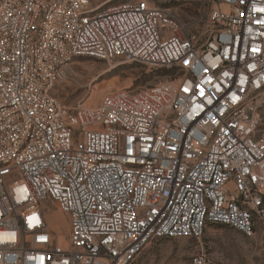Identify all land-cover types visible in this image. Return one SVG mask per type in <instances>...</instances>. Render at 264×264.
Listing matches in <instances>:
<instances>
[{"label": "built area", "instance_id": "2783aa9c", "mask_svg": "<svg viewBox=\"0 0 264 264\" xmlns=\"http://www.w3.org/2000/svg\"><path fill=\"white\" fill-rule=\"evenodd\" d=\"M259 9L216 0L188 23L152 0H0V264H131L208 224L264 235ZM84 56L168 73L67 107L52 90ZM49 201L68 216L65 245Z\"/></svg>", "mask_w": 264, "mask_h": 264}, {"label": "rangeland", "instance_id": "374dc122", "mask_svg": "<svg viewBox=\"0 0 264 264\" xmlns=\"http://www.w3.org/2000/svg\"><path fill=\"white\" fill-rule=\"evenodd\" d=\"M89 1L91 5L108 6L129 0ZM152 1L169 8L188 23L199 19L203 22L216 4V0ZM167 73L165 69L149 70L135 62L109 63L92 57H78L71 64V73L53 87L52 93L67 107L88 105L95 91H99L102 97L113 89L136 90L164 82ZM46 205L50 208L51 219L60 226L54 214L58 208L50 201ZM63 219L66 229L68 216L63 215ZM54 236L57 240L55 232ZM197 252L206 255L207 264H264V235L256 231L252 236H245L228 226L208 224L199 240L160 238L151 241L131 264H190L191 256Z\"/></svg>", "mask_w": 264, "mask_h": 264}, {"label": "bare ground", "instance_id": "6f19581e", "mask_svg": "<svg viewBox=\"0 0 264 264\" xmlns=\"http://www.w3.org/2000/svg\"><path fill=\"white\" fill-rule=\"evenodd\" d=\"M114 90H118V89L110 90V92L114 91ZM100 98H101V93L99 91H95L93 93L92 97L90 98V100L87 102V104H88L87 106H95L99 102ZM90 103H96V104L89 105ZM57 210H59V209H57ZM62 213L63 212H61L60 210L54 212L55 217L59 221L60 226H56V224L53 222V220L51 219V213L49 214L47 219H48V222H49V226L55 231L56 236L58 235L57 236V242L59 244H61V245H65L66 244V240H67L66 239L67 237L65 235L66 234L68 235L69 227L67 225L66 229H65V221L63 219V215H65V214L64 213L62 214Z\"/></svg>", "mask_w": 264, "mask_h": 264}, {"label": "snow or ice", "instance_id": "6c2138e0", "mask_svg": "<svg viewBox=\"0 0 264 264\" xmlns=\"http://www.w3.org/2000/svg\"><path fill=\"white\" fill-rule=\"evenodd\" d=\"M258 11H264V9H259ZM185 63H187V61H185ZM185 91H187V89H185ZM201 94L203 95V92H201ZM234 99H236V97H234ZM209 103H211V101H209ZM29 224L30 226H34V222L36 221L35 217H29ZM41 239H45V237H41Z\"/></svg>", "mask_w": 264, "mask_h": 264}]
</instances>
